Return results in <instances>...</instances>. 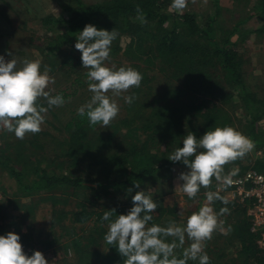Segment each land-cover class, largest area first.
I'll return each instance as SVG.
<instances>
[{
	"label": "trees",
	"instance_id": "trees-1",
	"mask_svg": "<svg viewBox=\"0 0 264 264\" xmlns=\"http://www.w3.org/2000/svg\"><path fill=\"white\" fill-rule=\"evenodd\" d=\"M59 3H63L69 15H49L40 19L43 26L55 33L47 45L37 48L47 57L51 69L64 68L72 78L69 87L65 88L72 91L64 94V99L71 97L79 100L83 94L89 93L85 75L87 69L82 66L81 53L75 49L79 32L87 24L108 31L115 29L118 32L119 35L111 45L108 66L114 64L117 68L128 67L123 64V60H126L139 72L145 66L152 74L145 78V85L148 87L142 90V96L139 98L133 94L134 101L124 105L130 114L115 122L113 129H103L100 125L90 127L86 117L78 116V108L71 109L68 120L61 121V127H58L52 119L57 117L53 106L48 109L50 113L45 121L59 131L60 137L51 135L48 130L33 134V141L42 142L44 139V145L41 147L44 153L32 161V165L23 160L16 162L17 157L7 153L14 147V153L27 157L28 153H25L20 145L25 141L7 143L4 148H0V167L7 169L24 193L46 192L55 205L60 202L66 204V197L74 196V190H89L81 200H77V208L73 209L71 218L74 225L83 224L90 216L96 214L95 221H99V228L104 229L103 225L108 226L109 223L102 220L105 211L115 209L112 216L114 220L117 215L127 214L126 205H130L129 210L133 206L132 196L126 199L124 197L127 194L117 196L119 188L137 189V183L140 186L145 181H155V176L162 172L163 166L169 164L167 169H170L175 165H184L170 161L169 156L163 154L170 149L167 146L170 143L167 142L169 138L176 141L178 147H183V139L189 132L200 138L205 132L216 127L230 126L236 129V121L241 119L235 115L233 109L223 105L225 101L235 97L239 98V106L244 110L245 120L242 121L246 125V137L251 139L255 146L264 149V135L257 129V122L264 117V96L251 88L248 89L245 77L247 60L240 50L250 34L264 40V0H257L254 4L252 0H234V9L231 11L236 12L237 5H242L243 13L230 23L223 19L227 7L222 5L221 0L212 1V12L203 14V23L199 22L200 15L193 11L177 13L171 10L169 5L172 0H103L90 4L81 0H69V3L68 0H59ZM137 6L143 11L147 19L146 24L136 18ZM257 16L261 17L259 27L243 29L245 23ZM166 68L171 69L167 75L169 81L174 77H180V80L176 85L169 84L161 88L159 83L162 84ZM227 85L230 87L227 88ZM88 99L90 101L91 97ZM89 101L83 100L81 103L86 104ZM40 103L47 107V102ZM234 105L236 107L237 104ZM139 130L147 134L141 136ZM49 141L52 144L45 145ZM162 147H165V150H162ZM239 160L234 161V165ZM13 162L18 165L22 163L24 166L22 168L19 165V168ZM61 167L62 173L57 171ZM249 168L264 174V159L256 158L251 166L240 167L236 175H241ZM94 169L101 170L103 176L107 177L114 169L116 176L119 174V180L116 176L109 177L110 180L105 177H92ZM231 171L228 165H225L224 174L227 175ZM85 174L90 178L86 179ZM217 184L218 181L213 178L209 188L200 189L199 192L203 193L199 195V204L208 192H218L221 197L226 198L216 190ZM59 188L66 190L63 193L56 192ZM101 191L116 194L121 202L101 213L95 211L96 203H92V200L102 198ZM163 194H166V191H163ZM163 200L161 197L157 200L161 212L158 217L152 214V221L170 214L178 220L175 207L166 205ZM213 206L220 221V210L225 207L231 212L229 216H232L234 221L232 224L222 221L224 228L227 227L226 233L231 235L217 231L212 239L206 242L204 250L210 257V264H264V246L259 243L261 231L252 229L254 221L249 214V203L245 200L240 205H234L231 200H228L227 204L215 200ZM199 208L200 205L198 210ZM54 214L55 224H60L62 215L66 212L58 210ZM62 230L68 232L67 243H61L62 237H55L51 242H46L51 244L58 240L67 252L71 248L75 251L74 261L66 262L64 259V264H124L126 258L119 254L115 245L107 244L108 249L102 251L96 248L92 250L88 248V243L96 238L93 234L89 239L85 234L73 238V228L71 232L63 225ZM9 232L18 234L20 239L21 235H24L20 230ZM224 237L228 240H224ZM69 240L72 245H69ZM25 241L29 242L28 246H33L30 238ZM20 243L22 246L26 245L21 241ZM182 252V249L176 250L178 258H182ZM187 264H199V261L189 260Z\"/></svg>",
	"mask_w": 264,
	"mask_h": 264
},
{
	"label": "clouds",
	"instance_id": "clouds-1",
	"mask_svg": "<svg viewBox=\"0 0 264 264\" xmlns=\"http://www.w3.org/2000/svg\"><path fill=\"white\" fill-rule=\"evenodd\" d=\"M188 2L172 0L170 8L182 13ZM195 2L192 0V3ZM136 11V18L146 24L142 9L137 6ZM118 35L115 29L108 31L87 24L76 39L75 49L81 53L82 66L87 69L88 91L92 93L90 101L78 108L77 114L86 117L90 127H109L120 113V106L113 97L139 88L143 80L142 73L132 67L108 66L111 45ZM17 64L16 59L5 61L4 56H0V130L14 133L17 139L23 140L27 134L42 131L49 108L62 107L66 101L62 95L52 96L47 90L49 85L55 84V78L49 75V67L45 66L41 71L40 60L25 59L20 68ZM42 99L46 100L47 107L40 103ZM134 99L135 96H124L127 104ZM254 147L251 139L230 126L216 127L200 138L189 132L183 139V147L176 148L168 157L170 161L182 162L190 169L180 173L178 179L183 184L177 188L189 199H194L202 187L211 186L213 178L224 186H231L234 182L232 177L239 170L233 169L225 175V165L242 159ZM135 187L139 188V184ZM206 200V204L187 217L184 226L174 222L167 227L149 226L158 204L145 191H137L132 196L133 206L126 215H117L113 220L115 209L103 213L102 220L109 221L104 240L109 245H115L119 254L126 258L124 264H187L189 260L210 264V257L204 250L206 242L217 231L226 234L223 222L211 205L215 200L224 204L228 200L218 192L206 193ZM228 211L226 207L221 208L219 215ZM179 215H183V210ZM169 237L173 238L170 243L166 242ZM186 238L191 243L184 248ZM177 249H183L182 258L177 257ZM0 264H48V261L40 251L27 255L20 236L8 232L0 235Z\"/></svg>",
	"mask_w": 264,
	"mask_h": 264
},
{
	"label": "rangeland",
	"instance_id": "rangeland-1",
	"mask_svg": "<svg viewBox=\"0 0 264 264\" xmlns=\"http://www.w3.org/2000/svg\"><path fill=\"white\" fill-rule=\"evenodd\" d=\"M81 1L86 4H90L103 0ZM212 1L213 0H206L205 2V0H196L195 3H192V0H189L184 11H193L197 13V15H200L199 22L203 23V14L212 12ZM256 1L257 0H252V4H254ZM4 2L6 4L2 5V9L6 10V7H8L7 10H13L16 16L14 17L15 21H13L12 23L8 22L9 24H5L4 22L3 25L0 24V32H8V36H0V56H4L5 61L16 59L18 61L17 68L23 66L22 62L25 59L29 61L40 60L41 71H43L44 67H49L50 63L46 59L47 57L44 55V53L38 50L37 47L43 48L45 45H47L48 42L54 37L55 32H50L48 30V27L43 26L40 19L49 15H53L55 17H61L63 15L68 16L69 13L64 9L63 3H59V0H4ZM221 3L222 5L227 7L224 12L223 19L228 23L234 22L235 19L243 13L242 5H237L236 12L231 11L232 9H234V0H221ZM260 25L261 17L257 16L251 18L248 23H245L243 25V29H254L259 27ZM240 50L244 53V56L247 60V63L245 65V77L248 84V89L251 88L252 90L258 92L261 96H264V40L255 34H250L248 40L240 47ZM8 53H11V55H8ZM123 64L128 67H132L130 65V62L126 60H123ZM132 68L136 69L135 67ZM66 71V69L60 67L51 69L49 75L55 78V84L49 85V89L47 90L50 91L52 96L60 94L59 91L64 92L63 94H60L62 96L72 91L71 89H65L69 87V84L72 81V78ZM169 71L171 72V69L166 68L165 73L163 74L162 84L159 83L161 85V88H164L169 84L176 85L180 80V77H174L172 81H169V78H167ZM140 73H142L143 80L145 82L143 83L142 80L141 86L139 88H132L129 92L122 94L120 97H113L120 106V113L117 118L109 125V127H111L112 129L114 128L115 122L120 121L126 115L130 114V111L124 108V105L127 104L124 101V96H133L134 94L140 98L143 94L142 90L148 87L147 85H145V78L151 76L152 72L148 67L143 66V69L140 71ZM228 87L230 86L227 85V88ZM63 89H65V91ZM109 95L111 96V93H109ZM91 96L92 93L89 92L87 94H83L81 96L82 98L79 100L73 98L71 99L70 97L69 99H65L66 102L62 107L54 106L57 111V117L56 119H54V117H52L51 115L50 117L55 120L56 126L61 127V121H66L70 117L72 111L71 109L80 108L81 106L85 105L81 102H83V100L89 101L88 98ZM42 101L46 102V100L43 99L40 102ZM240 103L241 101H239V98L235 97L230 101H225L223 105H225L230 110L233 109L235 115L241 119V121H239V119L236 121L235 128L237 131L246 136V125L245 122L242 121V119L245 120L243 117L244 110H242V108L239 106ZM234 104H237L236 107ZM49 113L50 112L48 110L45 118L49 116ZM41 127L44 131L48 130L51 135L60 137L59 131L48 125L46 121H44ZM103 129L107 128L105 127ZM103 129L101 131H103ZM257 129L259 133L264 135V117L259 120V122H257ZM139 131V135L141 136H144L143 134H147L142 130ZM32 137L33 134H27L22 140L25 142H22V144H20L24 152L28 153L27 157L26 155L18 156L16 153H14V147H11L7 151V153L13 154L12 156H14V158L17 157L16 162L23 160L24 162L32 165V161H35V159H37L44 153V150H42L41 148L44 145V139H42V142H37L33 141ZM18 141H20V139H17L14 133L0 130V148H4L7 143L15 144ZM167 142H170L167 145L170 149L163 152V154H165L166 156H170L178 147V143L176 141H173L172 138H169ZM49 144L52 143H50V141L45 143V145L47 146ZM124 144H126V142ZM161 145L162 143L159 146ZM161 149L165 150V147H162ZM256 158L264 159L263 148H258L257 146H255L250 153L240 159L239 162L235 163L236 166L234 165V162H231L227 165L231 170L239 169L240 167L251 166L252 162H254ZM13 164L19 168L20 166L22 168L24 166V164L22 163H19L20 166L15 162H13ZM168 165L169 164L162 167L163 170L155 176V181H145L137 189L134 187H129L132 189L131 192L128 191L129 188H119V191L117 192L118 197L127 194V196L124 197L126 199L128 196H134L137 192L136 190L145 191L146 194L152 196L153 200L156 203L158 202L157 200L161 197L164 199L163 202L166 205L175 207V215L176 217H178V220H175L172 214L163 215L161 219L149 222V226H151L152 224H157L161 227H167L170 222H174L178 226H184L186 225L187 217L190 216L193 212L198 211V205L202 207L207 203L206 197L202 199L200 204L198 203L200 199L199 195L203 192H199L194 199H189L181 189L177 188L178 185L183 184V181L178 179L180 173L190 170L186 165H175L172 166L173 168L167 169ZM54 167L56 168L57 166L54 165ZM57 171L62 173L63 167H61ZM93 173L94 174L92 175V177L99 176L100 179L105 177L110 180L109 177L116 176V170L114 169L109 173V177L103 176L101 170L94 169ZM85 178L88 179L90 178V176L85 174ZM116 179L119 180V174L116 176ZM156 181H158V183ZM158 189H160V191H158ZM64 190H66V188H59L56 190V192L63 193ZM219 190L221 189H218L217 191ZM163 191H166V194H163ZM89 192V190H85L83 188L74 190V196L66 197V199L68 200L66 204L60 202L54 205L53 201L49 198L50 196L46 194V192L39 191L34 193H24L19 183L9 175L7 169L0 167V235H6L10 230H20L21 233H24L23 236L21 235L20 241L23 244H26L25 246H22L23 251L29 256H31L34 251L42 252L44 257L48 261V264H64V259L66 260V262H73L75 259V251L71 248L67 252L65 247L63 246L64 243L68 242L67 239L69 236L66 230H62L63 225L66 228H69L70 231L71 228H73L75 233L71 235V237L73 238L78 235L85 234L84 236L89 239L90 235L93 234L96 238L88 243V248L92 250L93 248L100 249L101 251L104 249L106 250L108 249V246L106 241L104 240V236L106 235L108 226L103 225L104 229L99 228L101 223L99 221H95L97 217L96 214L95 216H90V219L83 224L78 223L74 225V222L71 218L73 209L77 208V206L75 205L76 203H78L77 200H81L82 197ZM219 192L223 193L228 200L234 202V205H240L242 202V200L239 199L238 196H235L232 188L224 190L222 189ZM100 193L103 195L102 198L92 200V203H96L94 204L95 211L101 213L104 211V209L111 208L113 206L115 207L121 202L118 201L116 194H108L104 191H101ZM161 194L163 196H161ZM123 203L124 202L122 201V204ZM211 206L214 208L213 204ZM129 208L130 205H126V213L129 212ZM58 210H64L66 214L62 215L60 224H55L53 217L55 216V211ZM181 210H183V215H179ZM160 212L161 210L159 209L158 205V208L155 210V213L153 215L158 217V215H160ZM229 213L231 212L222 215L221 219L224 223L225 221H228L229 224H232L234 219L232 218V216H229ZM12 219L13 223H11ZM224 229L226 233L227 227H225ZM224 235L229 236L231 234L226 233ZM55 237H62L61 243L63 244H59L58 240H56L57 242H53L51 244L46 242V240H49L51 242V240H54ZM28 238H30V243L33 245L32 247L28 246V241H25ZM172 239V237H169L167 238L166 242L170 243ZM225 239L226 238L224 237V240ZM221 242H223V239L221 240ZM190 243L191 241H188L186 238L184 248H187ZM69 245H72V242L70 240ZM79 247L81 246L79 245Z\"/></svg>",
	"mask_w": 264,
	"mask_h": 264
},
{
	"label": "built area",
	"instance_id": "built-area-1",
	"mask_svg": "<svg viewBox=\"0 0 264 264\" xmlns=\"http://www.w3.org/2000/svg\"><path fill=\"white\" fill-rule=\"evenodd\" d=\"M232 179L234 182L231 186L218 182L217 190L232 188L235 196L249 203V214L254 221L252 229L261 231L259 243L264 246V174L249 168Z\"/></svg>",
	"mask_w": 264,
	"mask_h": 264
},
{
	"label": "crops",
	"instance_id": "crops-1",
	"mask_svg": "<svg viewBox=\"0 0 264 264\" xmlns=\"http://www.w3.org/2000/svg\"><path fill=\"white\" fill-rule=\"evenodd\" d=\"M0 2H1V5H0V24L3 25L4 22H5V24H9L8 22L12 23L13 21H15L14 17L16 15L14 14L13 10H11V11L7 10L8 7H6V10L2 9V5L6 4V3L4 2V0H0ZM0 36L6 37V36H8V32H5V31L0 32Z\"/></svg>",
	"mask_w": 264,
	"mask_h": 264
}]
</instances>
